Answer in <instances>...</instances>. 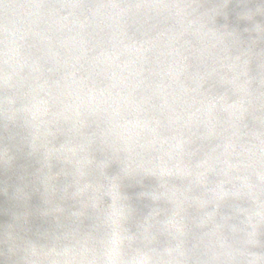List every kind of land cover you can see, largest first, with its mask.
<instances>
[{"label":"water","instance_id":"1","mask_svg":"<svg viewBox=\"0 0 264 264\" xmlns=\"http://www.w3.org/2000/svg\"><path fill=\"white\" fill-rule=\"evenodd\" d=\"M257 26L264 0H0V264L264 255Z\"/></svg>","mask_w":264,"mask_h":264},{"label":"clouds","instance_id":"2","mask_svg":"<svg viewBox=\"0 0 264 264\" xmlns=\"http://www.w3.org/2000/svg\"><path fill=\"white\" fill-rule=\"evenodd\" d=\"M248 18H251V13L248 14ZM257 29L264 35V29L257 26ZM256 29V30H257ZM6 57L8 53H5ZM6 65L9 63L8 59L5 61ZM7 79V76H6ZM32 242H27L23 247V259L27 256H32L31 264H70V261L75 260L74 255L69 254V250L54 251L47 254V258L38 257L35 253H31ZM241 255L244 257L247 264H264V255L256 256L250 252H242ZM132 264H148V259L145 257H139L132 262Z\"/></svg>","mask_w":264,"mask_h":264}]
</instances>
